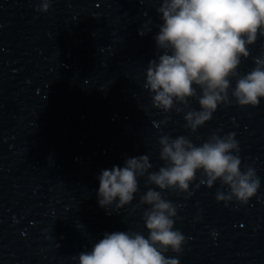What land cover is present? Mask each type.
<instances>
[{"label":"water","instance_id":"1","mask_svg":"<svg viewBox=\"0 0 264 264\" xmlns=\"http://www.w3.org/2000/svg\"><path fill=\"white\" fill-rule=\"evenodd\" d=\"M39 3L0 0V264H78L105 233L147 236L148 206L139 202L155 186L139 178L129 205L102 208V170L146 154L158 171L161 135L199 145L213 133L235 134L241 171L253 167L260 188L227 206L215 199L220 181L197 187L200 173L190 196L163 191L185 236L182 252L166 255L179 264H264V99L240 107L230 90L231 104L192 133L184 112L153 108L143 88L159 54L161 0H51L46 13ZM249 51L241 75L264 56V36ZM189 105L199 110L196 99Z\"/></svg>","mask_w":264,"mask_h":264},{"label":"clouds","instance_id":"2","mask_svg":"<svg viewBox=\"0 0 264 264\" xmlns=\"http://www.w3.org/2000/svg\"><path fill=\"white\" fill-rule=\"evenodd\" d=\"M50 4L51 0H40L36 10L46 13ZM156 11L162 21L154 37L159 54L149 61L143 84L151 94L153 108L163 113L173 109L177 114L184 112L185 127L195 133L221 104H231L230 90L240 107L260 104L264 99V56L255 58V67L246 74L241 75L238 68L242 59L250 56L249 46L264 36V0H161ZM148 31L151 28L142 30L141 35ZM193 98L199 110L190 107ZM161 123H167V118ZM158 143L163 161L158 171H150L153 165L143 154L126 158L123 167L102 170L98 177L97 197L102 208L129 205L139 191V178L155 186L148 188L139 202L148 206L142 213L148 235L105 233L90 251L79 254L78 264H179L166 253L180 254L185 236L174 229L177 205L166 199L163 191L190 196V185L200 173L197 187L210 189L220 181L215 199L227 206L234 198L246 204L260 188L253 167L241 171L234 133H213L199 145L183 135L173 138L165 134Z\"/></svg>","mask_w":264,"mask_h":264}]
</instances>
